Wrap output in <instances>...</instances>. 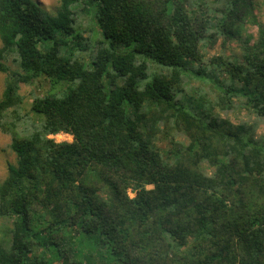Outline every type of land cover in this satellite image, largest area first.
Listing matches in <instances>:
<instances>
[{"label": "trees", "instance_id": "obj_1", "mask_svg": "<svg viewBox=\"0 0 264 264\" xmlns=\"http://www.w3.org/2000/svg\"><path fill=\"white\" fill-rule=\"evenodd\" d=\"M231 42L238 57L207 56ZM88 48L89 60L75 54ZM0 72L15 155L0 181V264H264L255 0H0ZM40 77L39 121L20 130L21 84ZM234 107L254 121H233ZM61 132L72 140L49 137ZM91 236L95 260L80 246Z\"/></svg>", "mask_w": 264, "mask_h": 264}, {"label": "rangeland", "instance_id": "obj_2", "mask_svg": "<svg viewBox=\"0 0 264 264\" xmlns=\"http://www.w3.org/2000/svg\"><path fill=\"white\" fill-rule=\"evenodd\" d=\"M42 6H44L48 10H53L57 4L58 0H37ZM77 10V22L78 27L83 30V34L89 36L90 33L96 32V24H94L92 17L89 12H84L82 10ZM255 13L257 15V18L259 22H261L264 25V0H255ZM257 31L256 25H251L247 29V32H252L255 34ZM92 40L95 39V35L90 36ZM78 56H81L84 60H89L91 57V50L90 48L86 49L85 51H80L77 53ZM213 54H223L228 57L234 58L238 57L240 55V47L236 42L229 43L224 49L221 48L219 45H216L213 49L208 50L207 56H212ZM3 83H4V74L0 72V97L3 90ZM50 88V81L45 77H40L34 81L31 85L21 84L20 87V93L24 96L23 103L21 105V111L23 114L29 115L30 120H25L24 123L19 124V129L23 130L26 128V125H30V123L38 122L39 117L36 116L33 112L30 110V103L32 99L33 94H44L47 92V90ZM226 115L231 118L233 121H241V120H247V121H254V116L250 114L249 110H247L244 107H234L232 110L226 113ZM258 127V134L264 132V120L259 122ZM49 137L53 138L55 141H71L72 136L67 133H57L53 135H49ZM10 142V136L9 134L3 133L0 130V181L5 177L6 175V165L7 162H14L15 155L14 153L9 149L8 144ZM160 145H164V143H160ZM165 148V147H164ZM129 195L133 196V192L129 190ZM91 237H88V242L81 238V241H84L80 244V246L84 249H90L93 253L92 260H95L96 251L94 250V243L89 242ZM88 243V244H86ZM98 259V258H97Z\"/></svg>", "mask_w": 264, "mask_h": 264}]
</instances>
